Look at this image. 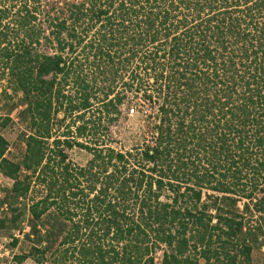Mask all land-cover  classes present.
I'll return each mask as SVG.
<instances>
[{
    "label": "trees",
    "instance_id": "trees-1",
    "mask_svg": "<svg viewBox=\"0 0 264 264\" xmlns=\"http://www.w3.org/2000/svg\"><path fill=\"white\" fill-rule=\"evenodd\" d=\"M2 80L31 129L9 159L12 117L0 116V172L13 180L0 238L32 218L16 264H157L159 249L160 264H253L264 245V0H0ZM130 91L150 110L144 141L100 147L109 127L87 113H118ZM75 145L93 154L83 167L68 158ZM35 186L40 198L14 207Z\"/></svg>",
    "mask_w": 264,
    "mask_h": 264
},
{
    "label": "rangeland",
    "instance_id": "rangeland-1",
    "mask_svg": "<svg viewBox=\"0 0 264 264\" xmlns=\"http://www.w3.org/2000/svg\"><path fill=\"white\" fill-rule=\"evenodd\" d=\"M92 35V34H91ZM90 38V37H89ZM43 51H49L48 48H41ZM89 68V69H88ZM84 69L90 70L91 67H88L86 64ZM89 77L95 79L92 75L93 73L89 71ZM96 80V79H95ZM99 82V80H97ZM96 81V82H97ZM7 87L6 80L0 81V116L1 117H12L11 122L3 129H1L3 135L9 141V150L7 152V157L12 160H20L23 157V154L26 149L25 143V134L30 133L31 129L27 126L28 120H21L19 111L24 107H15L16 105H20V95H14V98L11 99L8 95L12 94V90L7 88V94L4 90ZM123 88L121 85L119 89ZM126 90V89H125ZM127 91V90H126ZM140 97V95H139ZM139 97L136 98L133 95V92H128V97L124 100L123 104L119 106L118 113H108L99 105H95V107L87 113V117L93 114L94 119L96 120V124L102 123V126L109 127L106 135L101 134L104 138L103 141L107 144L99 145L100 147H113L116 150L126 151L131 149L137 144H140L144 141L145 131L149 121H152L151 118H147L143 115V110L150 113L149 107L139 102ZM140 103V104H139ZM16 104V105H15ZM15 105V106H14ZM100 107V108H97ZM63 117L61 113L59 115V119ZM117 117V118H115ZM72 120L69 117L65 122H55L54 131L61 133L65 130L67 124L71 125ZM101 126V129L103 128ZM73 130L75 127H72ZM147 132V131H146ZM145 135V136H144ZM85 140L87 138H84ZM53 140V139H52ZM51 140V141H52ZM101 140V139H100ZM103 143V142H101ZM93 145V144H92ZM66 152L68 154L69 160L78 166H85L88 161L92 158L93 154L86 149L80 148L78 146H73L72 148H66ZM25 173V172H24ZM23 177V175H22ZM13 185V180L2 175L0 172V217H10L12 215L10 202L11 195L10 189ZM43 187L35 186L33 190L29 193L27 198L20 199L14 207H20L24 210V207H29L28 205L32 203L34 200H37L41 196V192ZM212 193V192H210ZM258 195H261L259 192ZM242 203L240 204V206ZM242 208V206H241ZM240 208V209H241ZM247 213L244 216L249 218L247 221V227H255L257 222H259V214L256 212ZM31 222L32 218L29 213V210H26L25 214L22 216L21 221L17 224L16 228L4 229L1 231L0 238V263L1 264H16V260L14 256L16 254H20L22 252L30 251L33 241L29 239L26 234L31 230ZM253 229V228H251ZM12 235L16 236L19 239L17 246H12ZM264 241V237L262 238ZM165 246H163V249ZM193 250V249H192ZM163 250H157L156 252V261L157 264L161 263ZM190 255L199 257V255L195 254L194 251L190 252ZM253 264H264V245L260 248H255L253 251ZM53 256H49V258L43 264H53L52 262ZM201 263H204V259H200ZM22 264H40L37 263L32 257L25 260Z\"/></svg>",
    "mask_w": 264,
    "mask_h": 264
}]
</instances>
